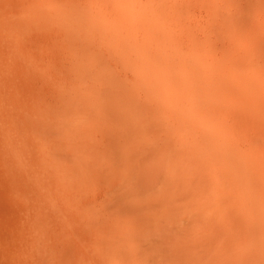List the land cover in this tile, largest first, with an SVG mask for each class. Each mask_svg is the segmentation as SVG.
<instances>
[{"label": "bare ground", "instance_id": "bare-ground-1", "mask_svg": "<svg viewBox=\"0 0 264 264\" xmlns=\"http://www.w3.org/2000/svg\"><path fill=\"white\" fill-rule=\"evenodd\" d=\"M0 49L57 264H264V0H7Z\"/></svg>", "mask_w": 264, "mask_h": 264}, {"label": "rangeland", "instance_id": "rangeland-1", "mask_svg": "<svg viewBox=\"0 0 264 264\" xmlns=\"http://www.w3.org/2000/svg\"><path fill=\"white\" fill-rule=\"evenodd\" d=\"M6 1L0 0V6ZM4 54L0 49V264H57L62 252L65 257L75 252L76 240L62 237L65 232H57L51 219L50 224L43 221L54 187H39L34 173L40 166V128L34 122L38 109L20 84L19 64ZM10 135L22 136L18 151L33 160L27 163L14 155L12 171L5 168L4 160Z\"/></svg>", "mask_w": 264, "mask_h": 264}]
</instances>
